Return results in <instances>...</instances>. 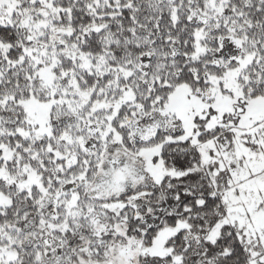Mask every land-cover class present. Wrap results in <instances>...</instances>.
I'll list each match as a JSON object with an SVG mask.
<instances>
[{"label":"snow or ice","instance_id":"6c2138e0","mask_svg":"<svg viewBox=\"0 0 264 264\" xmlns=\"http://www.w3.org/2000/svg\"><path fill=\"white\" fill-rule=\"evenodd\" d=\"M0 264H264V0H0Z\"/></svg>","mask_w":264,"mask_h":264}]
</instances>
